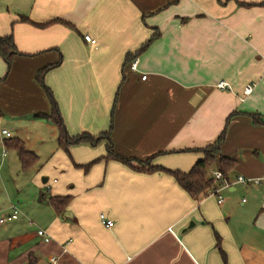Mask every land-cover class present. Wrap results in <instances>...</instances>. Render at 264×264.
<instances>
[{
    "label": "crops",
    "instance_id": "1",
    "mask_svg": "<svg viewBox=\"0 0 264 264\" xmlns=\"http://www.w3.org/2000/svg\"><path fill=\"white\" fill-rule=\"evenodd\" d=\"M155 31L132 70L126 56ZM8 35L18 54L9 65L0 57V115L48 114L35 74L60 61L44 79L70 135L106 131L117 95L118 154L188 172L226 127L220 153L236 165L218 203L191 198L164 171L106 159V141L68 152L57 143L36 175L68 202L56 209L48 197L33 232L7 226L0 264H264V191L236 182L264 176V0H0V38ZM7 94L17 108H6Z\"/></svg>",
    "mask_w": 264,
    "mask_h": 264
},
{
    "label": "trees",
    "instance_id": "2",
    "mask_svg": "<svg viewBox=\"0 0 264 264\" xmlns=\"http://www.w3.org/2000/svg\"><path fill=\"white\" fill-rule=\"evenodd\" d=\"M20 19L24 22L26 21L29 22V19L27 17L20 16ZM66 24L69 25V23ZM39 25L44 26L45 24H39ZM157 37H158V32L155 31L149 37V39L140 46V48L135 53L126 56V62L130 64V62L133 59H135L136 56L140 52H142ZM15 54H18V51L15 48L12 36L8 35L0 38V57L7 63V65L10 64L11 58ZM59 63L60 61H57L55 63L46 65L38 69L35 74V80L41 85L42 89L44 90V93L49 102V109H50V112L48 114L36 113L35 116L45 118L48 121L55 124V126L58 128L57 143L59 147L62 148L65 152H68V147L71 145H76L80 143H89L90 145L94 146L100 143L101 141H106V145H105L106 159H114L120 161L123 164H126L130 168L137 171H147V172H153L157 170L164 171L170 174L171 176H173L176 182L179 184V186L182 189H184L193 199H197L200 195H208L210 191L220 186L223 180L229 181L230 179L229 176L236 165V161L232 158L225 157L220 153L221 144L223 143L226 136V127L223 129V131L220 133V135L215 139L213 143L199 150L203 153V158L198 160L188 172H182L179 170L170 171L158 167H153L152 165H150V160H151L150 158L144 161H140L138 159L128 158L118 154L114 149L113 141L111 139V133L113 127L112 117L115 109L117 95L115 97L111 110V124L106 131L100 132L97 135H93L88 132H81L76 135H70L65 128L57 103L53 97V94L51 90L44 85V81H43L45 74L52 68L58 66ZM234 114H231L227 118L226 121L227 123ZM4 144L7 147H13L14 149H16L22 168L28 166L36 158V156L33 154L32 151L24 148L21 140L19 139H14V140L4 139ZM132 161H136L139 166L132 165ZM87 168L88 165L85 167V169ZM213 171L221 172L223 177L222 181L216 180L214 178V176L212 175ZM48 202L52 204L56 209H59L60 205L67 204L68 199L67 197L63 198V197L50 196L48 198ZM217 247L219 248L218 239H217ZM222 258L225 261V257L223 254H222Z\"/></svg>",
    "mask_w": 264,
    "mask_h": 264
},
{
    "label": "rangeland",
    "instance_id": "3",
    "mask_svg": "<svg viewBox=\"0 0 264 264\" xmlns=\"http://www.w3.org/2000/svg\"><path fill=\"white\" fill-rule=\"evenodd\" d=\"M43 81L44 85L47 86L45 79ZM38 86L49 106L44 90L39 83ZM10 95H6L8 100L4 99L6 108H17L19 106L17 105L18 100L8 98ZM29 101L21 99L20 104H27ZM34 114V112L29 111L15 114V112L5 110L0 115V216L11 212L12 206H15L17 216H19L18 220L0 224V237H5L9 234L6 233L7 226L13 229V225L18 223H23V228L16 227L12 230L13 232L21 234L33 232V226L28 223L34 218V222L39 220V210L42 209L40 205L44 207L41 203H47L45 200L49 197V192L39 186V177L36 174L45 164L52 149L57 145L58 128L52 122L37 118ZM2 129L7 130L9 136L2 135ZM4 139L21 140L24 148L32 150L38 158L25 168H22L16 149L7 147L4 144ZM42 192L46 193V198L44 199H41ZM21 211L24 212L26 217L20 215ZM40 219H43V217Z\"/></svg>",
    "mask_w": 264,
    "mask_h": 264
},
{
    "label": "built area",
    "instance_id": "4",
    "mask_svg": "<svg viewBox=\"0 0 264 264\" xmlns=\"http://www.w3.org/2000/svg\"><path fill=\"white\" fill-rule=\"evenodd\" d=\"M84 40L90 44H95L96 41L95 39H93L90 35H84L83 36ZM136 66H137V59H133L131 62H130V68L132 70H135L136 69ZM146 76L143 75L142 78L144 79ZM218 88H225L227 86V84L225 82H219L217 85H216ZM253 86L254 84L253 83H250V84H247L245 89H244V92L245 93H250L253 89ZM1 134L4 135V136H8L9 133L7 130H2L1 131ZM212 175L214 176V178L216 180H221L222 181V174L221 172L219 171H213L212 172ZM236 182L238 183H241L243 185H248V186H259L262 188V190L264 191V176H260V177H246V176H243V175H238L237 178H236ZM229 184V181H226V180H223L221 185L214 188V190L210 191V195H213L216 197L217 199V202L218 203H222L223 202V197L220 195V189L221 187L223 186H227ZM17 218V210L15 208V206H12L11 207V214L6 216V217H0V224H3L5 223L6 221H9V220H14ZM99 220H100V223L106 227V228H112L113 225H114V222L109 219L104 213H100L99 215ZM38 235H41V236H44V240L45 241H48V237L46 236V233L45 231L43 230H38L37 231ZM52 261V264H56L55 263V259L52 258L51 259Z\"/></svg>",
    "mask_w": 264,
    "mask_h": 264
},
{
    "label": "water",
    "instance_id": "5",
    "mask_svg": "<svg viewBox=\"0 0 264 264\" xmlns=\"http://www.w3.org/2000/svg\"><path fill=\"white\" fill-rule=\"evenodd\" d=\"M193 225V223L191 222L190 225L187 228H190ZM185 230V229H184Z\"/></svg>",
    "mask_w": 264,
    "mask_h": 264
}]
</instances>
